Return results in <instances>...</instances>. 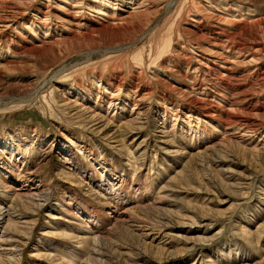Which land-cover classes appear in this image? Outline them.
I'll return each mask as SVG.
<instances>
[{"label":"rangeland","instance_id":"374dc122","mask_svg":"<svg viewBox=\"0 0 264 264\" xmlns=\"http://www.w3.org/2000/svg\"><path fill=\"white\" fill-rule=\"evenodd\" d=\"M0 214V264H264V0H0Z\"/></svg>","mask_w":264,"mask_h":264},{"label":"bare ground","instance_id":"6f19581e","mask_svg":"<svg viewBox=\"0 0 264 264\" xmlns=\"http://www.w3.org/2000/svg\"><path fill=\"white\" fill-rule=\"evenodd\" d=\"M243 12H244V11H243ZM99 13H101V12H99ZM109 16H110V15H109ZM112 18H114V17H112ZM92 118H96V117H93V116H92ZM108 124H109V123H108ZM1 214H2V213H1ZM1 214H0V215H1ZM94 238H95V236H94L92 239L95 240ZM94 244H96V242H95Z\"/></svg>","mask_w":264,"mask_h":264}]
</instances>
